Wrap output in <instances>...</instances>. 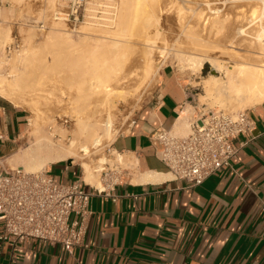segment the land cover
<instances>
[{
	"label": "rangeland",
	"instance_id": "374dc122",
	"mask_svg": "<svg viewBox=\"0 0 264 264\" xmlns=\"http://www.w3.org/2000/svg\"><path fill=\"white\" fill-rule=\"evenodd\" d=\"M262 1L87 0L84 20L72 26L53 18L58 0H0V85L3 87L0 88V95L4 94L2 96L8 97L14 105L27 111L30 118L28 131L20 142L18 157L33 150L37 136L51 135L49 137L54 144L66 145L73 139L82 142L78 117L84 122L104 120L109 114L112 121L109 138L87 155L80 153L74 163L61 162L73 164L80 170L81 163H86L92 170L96 160L103 157V152L111 149L112 140L127 129L136 111L157 86L161 70L169 65L175 69L181 82L191 85L196 112L216 108L231 113L248 112L257 105L245 107L235 102H226L223 106L217 104L214 98L207 96L205 80L213 76L225 84L228 73L234 70V53L239 51L242 56H254L252 43L264 29ZM91 6L93 11L88 14ZM241 27H245L246 33L238 37L236 32ZM134 34L136 37L133 36V39L130 35ZM227 34L233 36L232 42L241 45L239 49L230 46L232 51L230 43H225L227 47L224 45L221 39ZM149 36L152 39L149 42L153 43L143 44L146 48L141 42H146L143 38ZM129 39H132L130 43ZM221 48H224V55ZM80 52L89 59L94 56L96 60L100 58L111 62V70L102 72V76L85 75L91 79L93 87L97 83L87 99L77 87L78 79H72L73 63L69 66L64 64L67 57L81 56ZM22 54L27 62L22 60ZM119 54L120 57L126 55L121 60ZM205 55L216 56L217 60L213 59L222 69L212 72V64L205 62L198 70L191 59L199 60ZM63 76L65 79H60ZM231 76L234 78L235 74ZM90 82L82 85L83 89L86 90ZM188 110L189 115L182 120L187 127L192 115L196 114L192 108ZM33 122L38 124V129H34ZM187 130L180 135H185ZM113 160L110 159V164L116 165ZM134 162V157L124 156L120 167L127 170L128 165ZM19 165L24 164L10 163L13 168ZM49 166L43 169L47 170ZM58 168L52 170L54 176H58ZM129 171L134 172V169Z\"/></svg>",
	"mask_w": 264,
	"mask_h": 264
},
{
	"label": "crops",
	"instance_id": "0c3cea01",
	"mask_svg": "<svg viewBox=\"0 0 264 264\" xmlns=\"http://www.w3.org/2000/svg\"><path fill=\"white\" fill-rule=\"evenodd\" d=\"M186 84L172 66L164 67L127 129L112 140L111 151L134 157V172L123 171L106 195L91 199L85 246L70 255L59 246L34 243H19L14 251L0 241V264H264V105L247 112L253 130L235 139L245 146L232 169L190 187L172 179L150 140L159 128L174 132L189 108L196 113ZM29 121L27 111L0 95L5 167L18 161ZM55 167L58 176L52 174ZM47 171L57 182L84 187L82 170L73 164H53Z\"/></svg>",
	"mask_w": 264,
	"mask_h": 264
},
{
	"label": "built area",
	"instance_id": "2783aa9c",
	"mask_svg": "<svg viewBox=\"0 0 264 264\" xmlns=\"http://www.w3.org/2000/svg\"><path fill=\"white\" fill-rule=\"evenodd\" d=\"M86 4L87 0H58L53 18L76 26L84 20ZM189 99L196 111L194 99L192 96ZM252 130L253 123L246 111L231 113L216 108L197 111L185 135L159 128L150 140L159 148L157 158L172 179L197 187L216 172L232 169L233 160L245 146L235 144V139ZM123 157L107 149L96 160L92 170L98 174L102 189L84 180V187L78 182L60 183L45 169L27 172L19 167H5L0 160V241L8 243L14 251L19 243H34L59 246L70 255L76 247L85 246L91 199L106 195V190L119 182L123 171L135 167L129 164L127 170L122 169ZM111 158L116 165L110 164ZM261 210L264 211V198Z\"/></svg>",
	"mask_w": 264,
	"mask_h": 264
},
{
	"label": "bare ground",
	"instance_id": "6f19581e",
	"mask_svg": "<svg viewBox=\"0 0 264 264\" xmlns=\"http://www.w3.org/2000/svg\"><path fill=\"white\" fill-rule=\"evenodd\" d=\"M260 2H261V0H260ZM262 2H264V1H262ZM90 8L88 9V10H90V11H88V14H90V12L93 11V6H91ZM139 27H137V28H139ZM244 28L241 27L237 30L236 33H237L238 37L245 35L246 32H245ZM139 31H141L140 28H139ZM149 32H150V30H149ZM7 33H9V32H7ZM136 34L130 35V36L133 38V36L136 37ZM148 34H146V36ZM262 34H264L263 28H262L261 34L258 36V38L254 39V42L252 43L254 46L253 50L255 49V51H253V55H254L253 57L252 56L251 57H245V55L242 56L241 54L238 53L239 51L237 53H234V54L232 53L233 54L232 60L235 64L234 68H233L234 70L230 71V72H232L231 74L228 73V76H227L228 78L226 79L227 82L225 84L218 82L216 80V78L213 76L210 79L205 80V88H206L207 96L210 98H214L217 101V104L219 103L221 106H223V104H225L226 102H228V103L235 102V104H237L238 106H245V107L264 104V38H261ZM53 36H55V35H53ZM142 36H144V35H142ZM223 38L224 39H221V40L224 41V45H225V43H227L226 45H228L230 43L229 47L233 46L237 49H239V46H241V45L235 44L234 42L231 41L233 36H228V34H227ZM144 39H146V42H144V43L141 42L142 45L145 43H150V45H152L153 42L152 43L149 42L152 40L150 38V36H149V38L148 37L143 38V40ZM131 40L129 39V43ZM138 42H139V40H138ZM133 43L134 42H132V44ZM205 44H206V42L204 43V45ZM143 46H145V45H143ZM149 46H148V48H149ZM230 48H232V47H230ZM86 49H88V48H86ZM214 49L216 50L217 48H214ZM221 50H222L221 54L224 55L225 54V52H223L224 48L223 49L221 48ZM230 50L233 51V48ZM145 51H147V50H145ZM226 52H227V50H226ZM243 52H245V51H243ZM213 53H215V52H213ZM79 54H81V56L76 57L73 55V56L67 57L64 64L67 66L68 64L73 63V69H74V75L75 76L72 75V79H78L79 86H77V87H79L80 92H84L85 95H83V96L85 99H87L90 96V94H92L94 92V89L97 87V83H95L96 86L93 87V84L90 82L91 79L86 78L85 75L90 74L92 77H99V75L102 76L104 73L111 70V66H110L111 62H108L107 59H100V58L98 60H96L94 56L90 57V59H89V58L85 57V55H82L81 52ZM121 54H124V52ZM125 55H123V57H120V54H119L120 59L122 60ZM222 55H221V57H223ZM19 56L21 57V55H19ZM116 56H118V55H116ZM215 57H213V58H215ZM213 58L205 55L202 59H199V60L191 59V61L196 65L195 67L198 70H200L203 67V64L205 62H207V63L210 62L212 64L211 65L212 66V72H216L222 68H220L219 64H217V62H216L217 59L215 58L216 59L215 60ZM230 58H232V57H230ZM18 60H20V58ZM22 60L23 61L25 60V62H27L26 58H24V55H23ZM116 60L118 61V59H116ZM121 60H119V61H121ZM31 64H34V63H31ZM82 69H83V71H82ZM102 72H104V73H102ZM232 74H235L234 78L231 76ZM60 79L64 80L65 76L61 77ZM89 82L91 83L90 86L86 90L83 89L82 85L89 83ZM218 83H220V84H218ZM0 88H3V87L0 85ZM14 88L12 89V92L15 90ZM13 93L15 94V92H13ZM2 95H4V94H2ZM17 96L18 95L16 94L15 97H17ZM7 99H8V97H7ZM10 101H12V100H10ZM86 107H88V106H86ZM90 116H92V115H90ZM89 117H87V119H89ZM82 119H81V117H78V122H77L78 127H79V135H80V138L82 139V142H77L76 140L73 139V140H69L66 145L59 143V142L54 144L52 142V139H51L52 137H49L51 135L41 136V137L37 136L36 142L33 145V147H34L33 150L32 149H31V151L28 150L21 157L18 158V161L16 160L18 164L19 163L24 164L23 166L20 165L19 168L24 167V170H26L27 172H35L37 170H42L45 166L47 167V165H53V164L66 162V161H73L72 163H74L76 158L81 156L80 153H86V155H87V153H89L91 149H94L96 147L101 146L103 143V140L109 138L110 133H111V128H112L111 116L109 114L104 118V120L93 119V120H87V121L82 122ZM182 119L184 120V118H182ZM35 120L36 119H34V121ZM37 125L38 124H36V122H33L34 129H38ZM187 128H188L187 124L185 122H183L182 120H179L175 125V128H174L175 131L174 132L177 135H180V134H183V132H185V130ZM81 166H82V170H83V174H84L83 180L87 184H90V185L96 187L97 189H102L103 186L101 185L98 174H95L90 169V166L86 163H81ZM147 180H151V179L147 178Z\"/></svg>",
	"mask_w": 264,
	"mask_h": 264
}]
</instances>
